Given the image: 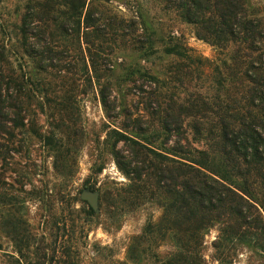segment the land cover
Wrapping results in <instances>:
<instances>
[{"label":"rangeland","instance_id":"1","mask_svg":"<svg viewBox=\"0 0 264 264\" xmlns=\"http://www.w3.org/2000/svg\"><path fill=\"white\" fill-rule=\"evenodd\" d=\"M89 1L92 27L62 16L64 32L50 27L45 59L43 42L29 38L33 57L23 61L49 88L35 93L12 141L0 140L9 150L22 147L11 159L0 156V264H153L127 249L160 210L153 200L131 208L116 201L114 189L130 182L115 164L111 131L140 138L131 130L139 124L160 143L158 110L148 102L153 90L178 99L193 89L212 93L211 66H188L165 49L182 45L214 65L217 51L196 38L193 26L161 11L159 0ZM25 2L0 0V44L17 45ZM244 2L264 25V0ZM83 192L98 195L93 213L87 202H72ZM216 236L215 229L205 235L204 264H220ZM222 264H264V254L239 250Z\"/></svg>","mask_w":264,"mask_h":264},{"label":"trees","instance_id":"2","mask_svg":"<svg viewBox=\"0 0 264 264\" xmlns=\"http://www.w3.org/2000/svg\"><path fill=\"white\" fill-rule=\"evenodd\" d=\"M159 2L161 11H172L193 26L196 38L217 51L218 63L182 45H169L166 55L188 66H211L212 93L193 89L178 99L153 90L148 102L158 110L154 115L159 116L160 143L155 144V135L139 124L131 130L140 138L111 131L115 164L130 182L127 188L114 189L116 201L131 208L153 200L160 210L157 219H148L140 234L130 239L127 253L146 262L153 259V264H204V238L215 229L212 247L220 264L239 250L263 255L264 25L248 12L244 0ZM89 4L26 0L15 28L17 45L0 44V140L12 141L15 131L26 125L24 116L35 93L49 88L46 78L33 76L23 61L33 57L29 38L43 42L39 53L45 59L52 52L46 43L54 38L50 27L64 32L62 16L76 17L79 28L92 27ZM185 121L189 122L184 125ZM119 143L123 148H117ZM19 150L0 144L1 159H11ZM72 202L83 203L76 197Z\"/></svg>","mask_w":264,"mask_h":264},{"label":"water","instance_id":"3","mask_svg":"<svg viewBox=\"0 0 264 264\" xmlns=\"http://www.w3.org/2000/svg\"><path fill=\"white\" fill-rule=\"evenodd\" d=\"M81 200L88 203L89 207L93 210H97L98 195L95 192H83L80 195Z\"/></svg>","mask_w":264,"mask_h":264}]
</instances>
